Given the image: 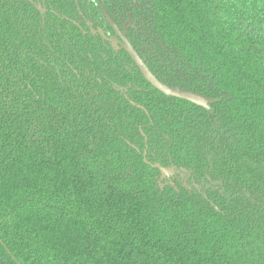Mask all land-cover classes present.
Listing matches in <instances>:
<instances>
[{"label": "trees", "instance_id": "1", "mask_svg": "<svg viewBox=\"0 0 264 264\" xmlns=\"http://www.w3.org/2000/svg\"><path fill=\"white\" fill-rule=\"evenodd\" d=\"M100 6L0 0V264H264V0Z\"/></svg>", "mask_w": 264, "mask_h": 264}, {"label": "water", "instance_id": "2", "mask_svg": "<svg viewBox=\"0 0 264 264\" xmlns=\"http://www.w3.org/2000/svg\"><path fill=\"white\" fill-rule=\"evenodd\" d=\"M112 28L115 30L116 35L121 39L122 41V46L127 53V55L131 58V60L134 62L136 67L138 68L139 72L145 79V81L154 89L158 90L161 94L169 97H174V98H180L183 99L187 102H190L194 105L200 106V107H207L209 103L212 102L211 99L202 97L196 93H192L180 88H172L168 87L162 82L158 81L156 77L150 73L146 65L140 60V58L137 56L133 48L130 46V44L127 42L125 37L120 34V32L117 30V28L112 24V22L108 21ZM144 158H145V153H144ZM152 168H155L159 170L160 172V179H165L169 177L170 175H173L175 173L174 168H163L158 164H153L151 165Z\"/></svg>", "mask_w": 264, "mask_h": 264}, {"label": "flooded vegetation", "instance_id": "3", "mask_svg": "<svg viewBox=\"0 0 264 264\" xmlns=\"http://www.w3.org/2000/svg\"><path fill=\"white\" fill-rule=\"evenodd\" d=\"M89 2H94L97 6H98V8L99 9H101V0H89ZM38 3V10L41 12V13H43L44 11H43V9L39 6L40 4H39V2H37ZM121 32V34H122V36L124 35V31H122V30H120ZM116 37V36H115ZM123 37H125L126 38V36H123ZM115 42V41H114ZM117 46H119V47H122L123 48V46H122V41H121V39L117 36V40H116V42L114 43V47H117ZM124 49V48H123ZM172 175H170L169 177H167V178H165V179H169L170 177H171ZM161 180V179H160ZM162 180H164V179H162Z\"/></svg>", "mask_w": 264, "mask_h": 264}]
</instances>
